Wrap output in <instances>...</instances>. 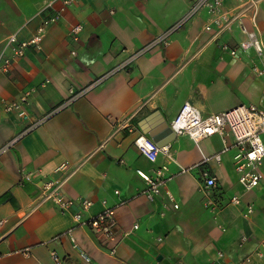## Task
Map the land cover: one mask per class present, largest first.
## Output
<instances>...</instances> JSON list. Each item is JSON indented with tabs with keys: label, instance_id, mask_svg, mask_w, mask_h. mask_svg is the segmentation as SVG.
<instances>
[{
	"label": "crops",
	"instance_id": "crops-1",
	"mask_svg": "<svg viewBox=\"0 0 264 264\" xmlns=\"http://www.w3.org/2000/svg\"><path fill=\"white\" fill-rule=\"evenodd\" d=\"M30 1L0 0V51L9 33L27 38L35 31L42 16L27 11ZM190 5L191 0H77L48 25L39 50L28 48L8 72L0 71V100L19 104L8 109L0 102V147L12 140L0 153V196L8 194L0 198V264H239L248 254L254 264H264V167L258 185L241 187L229 132L225 150L218 133L198 144L175 134L154 161L133 143L144 132L141 123L166 139L160 116L169 123L186 100L203 114L240 103L264 108V73L252 70L255 50H221L204 28L212 21L205 9L175 29L166 45L152 44L121 65ZM222 7L240 10L221 33L224 40L239 45L246 37L243 24L264 44V0L248 8L244 0H222ZM75 22L83 23L78 42L69 33ZM70 87L81 92L71 98ZM216 152L219 160L202 161ZM63 162L65 168L57 170ZM203 168L215 176L216 186L203 187ZM137 169L151 176L159 170L165 177L153 199L146 197L148 184ZM68 173L67 195L91 200L83 219L114 209L115 253L74 219L76 205L61 210L40 198L44 180ZM233 195L238 202L230 200ZM195 208L198 218L188 219L187 211Z\"/></svg>",
	"mask_w": 264,
	"mask_h": 264
},
{
	"label": "built area",
	"instance_id": "built-area-1",
	"mask_svg": "<svg viewBox=\"0 0 264 264\" xmlns=\"http://www.w3.org/2000/svg\"><path fill=\"white\" fill-rule=\"evenodd\" d=\"M77 0H44L41 10L44 15L41 17L40 22L37 24L33 34L27 38H20L17 32H12L6 35L4 43L0 51V71L8 72L10 65L15 58L24 55L28 48L39 50L41 48V41L44 32L48 25L55 23L61 19L63 13ZM255 0H244V8L254 5ZM205 9L212 15V21L207 23L204 28L210 33V38L216 40V43L221 50L228 52L230 55H236L238 47L248 48L252 47L256 53V62L252 65V70L256 74L264 73V44L257 35L255 30H247L245 25L241 24V29L245 32L246 37L239 45H232L221 37V33L228 29L237 17L238 12L230 13L222 7V0H191L189 9L176 20L172 25L166 28L158 37L153 39L151 43L131 53L127 59L121 64L126 65L132 61L138 54L146 50L152 44L168 43L169 35L191 16ZM83 30V23L75 22L70 25L69 33L70 38L74 42L80 40L81 32ZM76 54V50L70 51ZM114 70V69H113ZM71 98L76 96L79 91L69 88ZM22 101L26 97L21 98ZM6 107L12 108L19 106L18 103H5ZM169 126L175 134H187L195 143L207 136L218 133L222 135L224 141L223 150L228 149L230 146L226 143L224 134L229 132L233 138V145L235 146L234 152V168L237 172L238 183L244 189H250L259 184L263 176L264 167V108L253 103H240L233 107L203 114L199 108L189 101H184L176 115L169 121ZM12 140L0 147V153L6 149ZM134 145L139 152L150 161H154L159 151L167 152L168 146H159L151 136L145 132L138 133L133 140ZM216 160L220 159L219 153L212 155H203L202 161H207L210 157ZM66 166V162L59 164L56 169L62 170ZM137 173L147 181L148 187L145 195L148 199H153L155 195L162 191V186L165 177L162 176L160 171H157L156 176L137 169ZM69 173L61 178H50L43 181L41 184L40 198L42 200H52L61 210L70 208L73 205L77 206V210L73 213L74 219L87 225L98 238L101 239L103 245L107 247L108 251L115 253L116 245L119 242L118 232L116 229V218L114 209L106 207L98 213L90 216L87 219L82 218V211L91 205V200L86 197L75 199L67 195L64 190V184ZM23 178L30 180V173H24ZM199 178L204 188L208 189L216 186L217 180L215 176L211 175L207 169H201ZM164 192L169 199L173 200L172 194L169 189L165 188ZM230 200L238 202L239 198L233 195ZM173 206L177 207L178 204L173 201ZM250 210V206H248ZM3 224V219L0 218V227ZM138 224L133 223V228H137ZM74 242V238L71 235ZM262 248L261 253L264 255V237L260 241ZM82 254L83 251H80ZM216 258L223 256V251H216ZM51 257L55 262L60 261L57 253L52 252ZM222 264H225L222 262ZM239 264H254L250 254L246 255Z\"/></svg>",
	"mask_w": 264,
	"mask_h": 264
},
{
	"label": "water",
	"instance_id": "water-1",
	"mask_svg": "<svg viewBox=\"0 0 264 264\" xmlns=\"http://www.w3.org/2000/svg\"><path fill=\"white\" fill-rule=\"evenodd\" d=\"M153 114L155 115L157 113ZM151 117H153V115H151L149 118ZM158 124L166 132L168 136L166 139H161L160 135L157 134V129H153V127H145L146 125L142 123L140 124V127L145 133L151 136V138L156 141L159 146L167 145L175 137V133L171 130L168 122L161 116ZM160 257L161 255H158V258Z\"/></svg>",
	"mask_w": 264,
	"mask_h": 264
},
{
	"label": "rangeland",
	"instance_id": "rangeland-1",
	"mask_svg": "<svg viewBox=\"0 0 264 264\" xmlns=\"http://www.w3.org/2000/svg\"><path fill=\"white\" fill-rule=\"evenodd\" d=\"M43 1L44 0H31L30 3L28 4L27 11H31V10L35 9L36 10L35 15L43 16L44 13L41 10V6L43 4ZM181 210H184V207H182L176 211H173L172 214L177 215ZM187 213L189 214L188 219L193 220V219L198 218L199 213L197 211V208L191 209L190 211H187Z\"/></svg>",
	"mask_w": 264,
	"mask_h": 264
},
{
	"label": "trees",
	"instance_id": "trees-1",
	"mask_svg": "<svg viewBox=\"0 0 264 264\" xmlns=\"http://www.w3.org/2000/svg\"><path fill=\"white\" fill-rule=\"evenodd\" d=\"M8 197V194L7 193H3L1 196H0V198H7ZM10 198V197H9ZM10 200H12V199H10Z\"/></svg>",
	"mask_w": 264,
	"mask_h": 264
}]
</instances>
